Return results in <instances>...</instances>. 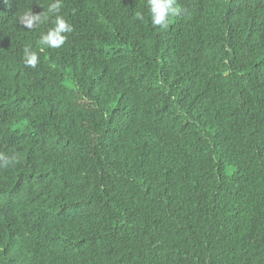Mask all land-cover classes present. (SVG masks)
I'll use <instances>...</instances> for the list:
<instances>
[{
	"label": "trees",
	"instance_id": "1",
	"mask_svg": "<svg viewBox=\"0 0 264 264\" xmlns=\"http://www.w3.org/2000/svg\"><path fill=\"white\" fill-rule=\"evenodd\" d=\"M54 2L0 0V264H264V0Z\"/></svg>",
	"mask_w": 264,
	"mask_h": 264
},
{
	"label": "clouds",
	"instance_id": "2",
	"mask_svg": "<svg viewBox=\"0 0 264 264\" xmlns=\"http://www.w3.org/2000/svg\"><path fill=\"white\" fill-rule=\"evenodd\" d=\"M149 15L151 17V24L161 28H167L172 16L177 13L176 0H147ZM62 7V0H55L50 4L47 13H59ZM45 14H30L31 18L27 20L25 27L33 28L34 22H46L49 15ZM73 31L72 25L68 23L63 16L57 15L54 21V27L49 29L47 33L41 34L39 43L48 48H60L66 41L67 33ZM43 51V47L40 49ZM39 62L37 52L24 49V65L25 67L35 68Z\"/></svg>",
	"mask_w": 264,
	"mask_h": 264
}]
</instances>
